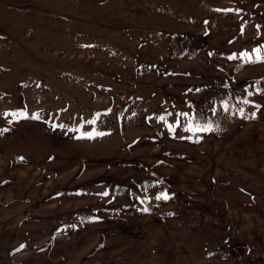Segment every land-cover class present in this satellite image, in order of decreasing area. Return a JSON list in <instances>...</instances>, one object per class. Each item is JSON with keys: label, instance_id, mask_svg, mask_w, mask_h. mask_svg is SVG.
<instances>
[{"label": "rangeland", "instance_id": "rangeland-1", "mask_svg": "<svg viewBox=\"0 0 264 264\" xmlns=\"http://www.w3.org/2000/svg\"><path fill=\"white\" fill-rule=\"evenodd\" d=\"M0 230L19 264H264V0H0Z\"/></svg>", "mask_w": 264, "mask_h": 264}, {"label": "crops", "instance_id": "crops-1", "mask_svg": "<svg viewBox=\"0 0 264 264\" xmlns=\"http://www.w3.org/2000/svg\"><path fill=\"white\" fill-rule=\"evenodd\" d=\"M1 233V230H0ZM10 246H5L1 249L0 253V264H19L17 260L13 257H11L9 254ZM16 255V254H15Z\"/></svg>", "mask_w": 264, "mask_h": 264}]
</instances>
